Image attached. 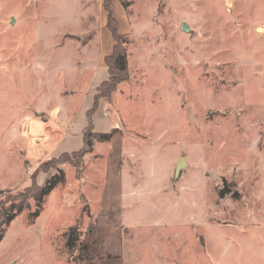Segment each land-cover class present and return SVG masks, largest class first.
<instances>
[{"label":"rangeland","instance_id":"1","mask_svg":"<svg viewBox=\"0 0 264 264\" xmlns=\"http://www.w3.org/2000/svg\"><path fill=\"white\" fill-rule=\"evenodd\" d=\"M109 1L128 70L102 98L104 0H0V204L64 179L0 264H264V0ZM86 129L110 139L77 176Z\"/></svg>","mask_w":264,"mask_h":264},{"label":"trees","instance_id":"2","mask_svg":"<svg viewBox=\"0 0 264 264\" xmlns=\"http://www.w3.org/2000/svg\"><path fill=\"white\" fill-rule=\"evenodd\" d=\"M124 10L130 5L128 0H118ZM111 2L104 0L103 8L108 15L107 27L114 40V46L109 56L105 57V66L107 68L108 79L101 82L96 88V96L102 98H108L117 88V86L126 81L128 64L125 56V50L122 47L121 36L117 33V26L113 22V16L111 11ZM97 100V99H96ZM99 100V99H98ZM97 100V101H98ZM110 139V134L88 132L86 129L83 135V147L75 154L76 158L73 160H63L61 164L68 163L76 171V175L80 176L83 170L84 156L88 152L89 148L96 143L107 142ZM60 172L61 176H57L54 172L46 173V177L41 185L35 182L31 186L24 188L22 191H18L12 195L8 192V196L4 203L0 204V242L2 241L6 229L10 223L25 209L30 208V201L35 203V209L28 214V221L30 224H34V221L40 216L43 209V203L46 198L58 184L63 182V172L60 169H56ZM1 193V192H0ZM7 193V192H6ZM78 221L74 226H71L68 230V239L66 247L72 249L78 239Z\"/></svg>","mask_w":264,"mask_h":264},{"label":"water","instance_id":"3","mask_svg":"<svg viewBox=\"0 0 264 264\" xmlns=\"http://www.w3.org/2000/svg\"><path fill=\"white\" fill-rule=\"evenodd\" d=\"M184 166H185L184 158H179L177 163H176V166H175V177L179 176V173H180L182 167H184Z\"/></svg>","mask_w":264,"mask_h":264}]
</instances>
